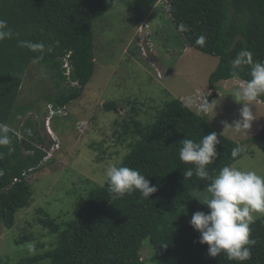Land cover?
<instances>
[{"label":"trees","instance_id":"16d2710c","mask_svg":"<svg viewBox=\"0 0 264 264\" xmlns=\"http://www.w3.org/2000/svg\"><path fill=\"white\" fill-rule=\"evenodd\" d=\"M115 1L0 0V21L5 22L0 31L10 32L0 39V137L8 140L0 144V229L12 228L20 209L32 205L30 183L36 169H29L39 170L45 149L53 142L48 137L46 144L47 137L37 127L39 122L30 114L40 113V107L17 104L24 75L35 61L47 67L60 89L47 101L56 110L67 112L54 118V127L62 132L61 120L73 119L70 103L82 95V87L94 73V21L102 19ZM169 10L190 46L219 58L210 75L211 89L222 80L251 79V64L239 68L232 65L242 51L252 53L253 63L264 62V0H171ZM201 35L205 37L203 46L197 44ZM70 53L72 79H78L82 87L63 85V58ZM136 77L135 73L130 76L132 92L139 86ZM164 93L163 104L150 120L139 119V107L134 106V114L118 124L123 131L116 132L121 140L118 144L130 140L119 166L137 170L157 191L149 199L139 191L114 198L106 180L84 190V203L67 221L52 217L43 207L37 208L36 221L55 238L45 243L39 236L25 233L22 242L32 238L42 249L21 258L20 264H264V216L250 225V238L255 244L250 246L251 258L242 262L229 259L225 253L209 256L208 245L199 242L200 233L190 225L195 212L210 211L194 191L214 179L224 166L233 167L249 154L255 156L257 147L264 152V124L253 137L237 141L215 128L207 115L190 108L182 98L168 89ZM213 98L205 95L204 103H212ZM258 99L264 102V95ZM119 106L117 101L104 103L107 112L119 111ZM251 125L257 123L252 121ZM211 132L217 133L220 142L217 156L207 166L209 177L202 180L194 174L184 178L183 172L195 166L179 158L183 139L199 142ZM237 145L246 150L233 158L231 151ZM147 239L154 254L144 260L141 251ZM0 264L9 262L0 256Z\"/></svg>","mask_w":264,"mask_h":264},{"label":"rangeland","instance_id":"374dc122","mask_svg":"<svg viewBox=\"0 0 264 264\" xmlns=\"http://www.w3.org/2000/svg\"><path fill=\"white\" fill-rule=\"evenodd\" d=\"M170 6L171 0H116L102 19L94 21V73L88 84L82 87V95L70 103L73 119L60 122L61 148L51 161H41L43 166L32 173V205L20 209L12 228L0 229V256L9 264H20L21 258L37 254L42 249L32 238L22 242L25 233H33L45 243L54 240L55 236L36 221L37 208L43 207L61 222L67 221L84 203L87 197L84 190L94 183H105L107 167L111 164L119 166L129 149L130 140L122 142V145L117 143L120 139L116 132L118 129L123 131L118 124L134 114V106L139 107V119L144 122L150 120L166 98L165 89L185 100L193 110L207 115L215 128L237 141L244 142L258 133L260 128L252 125L241 132L225 129V123L232 125L241 119L243 104L235 100L234 93L244 86L237 79L223 80L210 93V75L219 58L187 44L173 22ZM132 73L137 76L134 81L139 84L133 92L128 85L132 82ZM24 76L17 104L34 103L40 107V113L32 111L30 114L39 122L37 127L47 137V144L44 118L47 97L60 89L47 67L37 61L30 65ZM144 82H147L145 87ZM212 93L215 95L213 102L202 108L205 95L211 97ZM108 101H117L119 111L107 112L104 103ZM252 103L251 110L257 112L253 121L262 125L264 102ZM81 119L90 120L84 134L75 128L76 121ZM233 167L264 175V152L257 147L255 156L249 154ZM212 180L194 191L201 201L210 198L207 186ZM262 216L256 214V218ZM144 244L141 253L145 260L154 254V250L149 247L148 239Z\"/></svg>","mask_w":264,"mask_h":264},{"label":"clouds","instance_id":"9594fccd","mask_svg":"<svg viewBox=\"0 0 264 264\" xmlns=\"http://www.w3.org/2000/svg\"><path fill=\"white\" fill-rule=\"evenodd\" d=\"M4 24V21H0V28ZM8 35L10 32L0 31V39ZM204 42L205 37L201 35L197 44L203 46ZM70 56L71 53L63 58L65 82L74 87H82L78 79H72L73 69L68 61ZM251 57L252 53L245 50L232 61L233 68L251 64V79L249 81L232 78L239 80V83L244 86L234 93L235 100L243 104L240 109L241 119L234 121L232 125L225 123V129H233L235 132L248 130L251 127L254 115L250 105L252 106V102L259 100L258 97L264 95V62L253 63ZM215 89L210 88V91L213 92ZM213 96L215 97V95ZM207 104H202V108H206ZM53 111L55 112L53 113ZM56 114L67 115V112L63 111L62 108L56 110L53 103L48 102L44 113L45 127L48 137L53 142L47 150L46 147L43 148L46 151L44 161H51L61 148L60 146L51 150L56 138H59L61 142L56 128L54 127L55 130L53 128ZM77 121L75 128L78 127L79 131L84 134L89 128L90 120L81 119ZM19 135L22 137L21 133ZM7 142V137H0V144ZM219 142L216 132L204 135L199 142L187 138L183 139L179 158L182 162L195 166L194 170L189 168L183 172L184 178H191L194 174L202 180L209 177L207 166L213 163L217 156L216 145ZM245 150L244 146L237 145L232 149L231 155L233 158L238 157ZM48 151L52 155L48 156ZM38 166L41 168L43 164L40 163ZM37 168L32 167L29 170H37ZM106 177L109 192L113 194L114 198L139 191L145 199H149L150 195L157 191L155 186H150V181L144 175L126 166L109 165L106 169ZM207 191L211 196L205 200L204 204L210 211L208 213L197 211L190 220V225L200 233L199 242L208 245V255L211 257L225 253L231 260L242 262L250 259V246L255 244V240L250 238V225L254 223L256 214L264 215V175H260L256 171H244L235 167L224 166L212 180V183L207 186ZM149 247L152 249V246L149 245Z\"/></svg>","mask_w":264,"mask_h":264},{"label":"built area","instance_id":"2783aa9c","mask_svg":"<svg viewBox=\"0 0 264 264\" xmlns=\"http://www.w3.org/2000/svg\"><path fill=\"white\" fill-rule=\"evenodd\" d=\"M55 111H53L54 113ZM61 146V142L59 140V138H56V142L54 144V146L51 147V150L54 149V148H59ZM52 155V153L50 151H48V156ZM15 181L18 180V178H15L14 179Z\"/></svg>","mask_w":264,"mask_h":264},{"label":"crops","instance_id":"0c3cea01","mask_svg":"<svg viewBox=\"0 0 264 264\" xmlns=\"http://www.w3.org/2000/svg\"><path fill=\"white\" fill-rule=\"evenodd\" d=\"M254 102L257 104V103L260 102V101H259V100H257V101L255 100ZM260 103H261V102H260ZM257 105H258V104H257ZM252 106H253V105H252ZM262 108H264V107H262ZM262 108H261V109H262ZM259 110H260V109H259ZM259 110H258V111H259ZM258 115H259V113H258ZM259 116H260V115H259ZM261 118L264 119V117H261ZM263 121H264V120H263ZM263 124H264V123H263ZM263 124H262V125H263ZM262 125H258V124H257L256 126H254V128L259 129V128L262 127Z\"/></svg>","mask_w":264,"mask_h":264},{"label":"water","instance_id":"95a60500","mask_svg":"<svg viewBox=\"0 0 264 264\" xmlns=\"http://www.w3.org/2000/svg\"><path fill=\"white\" fill-rule=\"evenodd\" d=\"M208 106V104L206 105V107Z\"/></svg>","mask_w":264,"mask_h":264}]
</instances>
